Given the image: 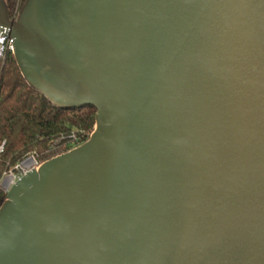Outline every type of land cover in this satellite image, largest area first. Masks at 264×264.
Returning a JSON list of instances; mask_svg holds the SVG:
<instances>
[{
    "label": "water",
    "instance_id": "obj_1",
    "mask_svg": "<svg viewBox=\"0 0 264 264\" xmlns=\"http://www.w3.org/2000/svg\"><path fill=\"white\" fill-rule=\"evenodd\" d=\"M0 33L97 110L0 205V264H264V0H0Z\"/></svg>",
    "mask_w": 264,
    "mask_h": 264
},
{
    "label": "trees",
    "instance_id": "obj_2",
    "mask_svg": "<svg viewBox=\"0 0 264 264\" xmlns=\"http://www.w3.org/2000/svg\"><path fill=\"white\" fill-rule=\"evenodd\" d=\"M25 0H6L11 17ZM92 105L58 107L33 89L12 52L0 57V181L3 174L36 151L42 161L87 140L96 123ZM0 187V205L6 199Z\"/></svg>",
    "mask_w": 264,
    "mask_h": 264
},
{
    "label": "built area",
    "instance_id": "obj_3",
    "mask_svg": "<svg viewBox=\"0 0 264 264\" xmlns=\"http://www.w3.org/2000/svg\"><path fill=\"white\" fill-rule=\"evenodd\" d=\"M18 12L19 10L16 8L13 18L17 16ZM13 50V39L6 33H0V57L4 58L7 52L13 53ZM43 162L36 151L29 152L22 160L3 174L0 181L1 189L8 194L21 177L33 169L37 170Z\"/></svg>",
    "mask_w": 264,
    "mask_h": 264
}]
</instances>
